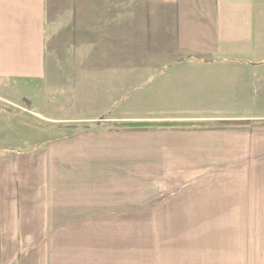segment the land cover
<instances>
[{"label": "crops", "instance_id": "crops-1", "mask_svg": "<svg viewBox=\"0 0 264 264\" xmlns=\"http://www.w3.org/2000/svg\"><path fill=\"white\" fill-rule=\"evenodd\" d=\"M263 76L264 0H0V84L108 119L0 148V264H142V220L197 222L168 264H264Z\"/></svg>", "mask_w": 264, "mask_h": 264}, {"label": "rangeland", "instance_id": "rangeland-1", "mask_svg": "<svg viewBox=\"0 0 264 264\" xmlns=\"http://www.w3.org/2000/svg\"><path fill=\"white\" fill-rule=\"evenodd\" d=\"M259 78L255 79V84L264 79V76L261 80ZM20 92L21 89H18L17 86H2L0 84V148L24 150L29 147H41L50 139L83 131V129L94 124L95 121L99 122L98 124L108 122V119L101 118L99 114H95L92 118H86V120L92 119L86 123L79 122L82 118H63L66 120L62 122L41 121L34 113L42 112L35 108V100H31L32 105L26 103L19 94ZM254 96L255 106L258 107L255 109L254 114L264 113V93L257 92ZM93 120L95 121L92 122ZM143 200L147 203L143 205V213L160 211L166 208V206L158 204L160 201L149 204L152 200L157 201L155 196L149 195L146 198L144 197ZM126 223L124 237L126 249L128 251L130 246L132 247L131 250L138 249L133 244H139L140 250L139 252L136 251L135 254L138 256L137 259L142 261V264H168L172 262L177 256L175 254L177 242L182 244L183 235L185 237L183 239L186 240L192 233L189 230L197 228L196 221L142 220ZM193 233L196 234V232ZM130 253L126 252L129 255ZM131 254L134 255L133 252Z\"/></svg>", "mask_w": 264, "mask_h": 264}, {"label": "trees", "instance_id": "trees-1", "mask_svg": "<svg viewBox=\"0 0 264 264\" xmlns=\"http://www.w3.org/2000/svg\"><path fill=\"white\" fill-rule=\"evenodd\" d=\"M195 126V128H198V125H192L190 127H193ZM126 127H131L133 130H139V131H142V130H151V129H154L155 127H176V128H187L189 127V125L187 124H163L162 126L160 125H155V124H136V125H132V124H114L113 125V129H116V130H122L123 128H126Z\"/></svg>", "mask_w": 264, "mask_h": 264}]
</instances>
